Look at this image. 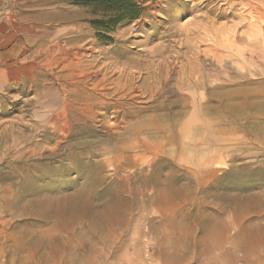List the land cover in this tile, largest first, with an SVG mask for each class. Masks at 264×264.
Masks as SVG:
<instances>
[{
	"label": "rangeland",
	"instance_id": "374dc122",
	"mask_svg": "<svg viewBox=\"0 0 264 264\" xmlns=\"http://www.w3.org/2000/svg\"><path fill=\"white\" fill-rule=\"evenodd\" d=\"M106 1L0 0V264H209L264 215V117L222 94L264 81L249 1Z\"/></svg>",
	"mask_w": 264,
	"mask_h": 264
},
{
	"label": "bare ground",
	"instance_id": "6f19581e",
	"mask_svg": "<svg viewBox=\"0 0 264 264\" xmlns=\"http://www.w3.org/2000/svg\"><path fill=\"white\" fill-rule=\"evenodd\" d=\"M248 1H249V4H248L249 6H248L247 11L250 15L252 16L254 15V18H255V20L251 18L253 20L252 21L253 23H251V21L248 20L250 22V26L252 28H255L257 26L256 24H258V26L263 25L264 24V0H248ZM253 4L255 6H253ZM249 22L247 23L249 24ZM259 29L261 30V28ZM262 36L264 37V33ZM259 43L260 44H254V43L249 44L248 48L250 49V54L247 57V59L249 63L250 62L253 63L255 60V56H256V58L258 57L261 64L264 65V38H262ZM217 89H220V88L218 87ZM222 90H225V91H222L223 92L222 94L224 95V103L226 104V107L228 108L230 112L238 113L240 111H243V112L251 111L252 113H256L264 117V81H258V82H250V81L240 82L239 81L234 84H231L230 86H227V85L223 86ZM197 111L202 112V106L197 107ZM179 188H180L179 190L175 188V191L172 190L173 194L166 196L168 197L166 199L168 203H173L174 202L173 198L175 197H180V199H182L183 195H181L180 190L184 191L186 189H184L182 186ZM161 200H159V202ZM252 200H255V199L252 198ZM252 207L254 208L253 210L251 209V212H250V215H252L250 216V221L252 222V226L245 229L244 235L241 233L236 235V238H234L235 242H234L233 248H234V252H236V250L242 251L243 253V256L241 257L242 264H264V251L263 252L260 251V249H264V215H260L261 214L259 210L260 207L257 205V203L252 204ZM187 211L188 210H184L182 208L174 209L171 211L172 213H170V216L167 217V221L170 223L171 226H173L175 223H177V216H180V223L185 228H187V230H189L188 238H189V235L196 234L195 233L196 229H193L192 226H197L199 228L201 237L202 235L203 237H206V238L211 237L212 231H214V229H216L217 227L221 228V239L222 240H225L228 237L227 231L229 230L228 229L229 227L227 226L226 222L223 219L221 220H219L218 218L215 220L213 219L210 223H208L202 220L201 214L190 215ZM245 214H248V212H246ZM245 214L244 212L243 213L241 212L237 216H240V215L245 216ZM237 216L235 217L236 220H237ZM98 221L99 220L95 221L94 224L97 225ZM243 238H245L246 240L242 241ZM181 239L182 238H178L176 240L182 242L183 239L182 240ZM234 252L225 251L222 254L219 261H212L209 264H233L234 258H235ZM160 253L162 255L164 264H185L186 262L185 247L183 248L180 247L178 249H176V247H172L170 251L168 250L167 247H165L160 250ZM200 255H201L200 259L193 261L194 264H203L202 249H200Z\"/></svg>",
	"mask_w": 264,
	"mask_h": 264
},
{
	"label": "trees",
	"instance_id": "16d2710c",
	"mask_svg": "<svg viewBox=\"0 0 264 264\" xmlns=\"http://www.w3.org/2000/svg\"><path fill=\"white\" fill-rule=\"evenodd\" d=\"M119 1L120 0H107L106 2L112 6H117Z\"/></svg>",
	"mask_w": 264,
	"mask_h": 264
}]
</instances>
